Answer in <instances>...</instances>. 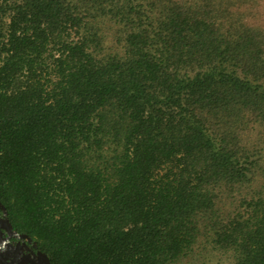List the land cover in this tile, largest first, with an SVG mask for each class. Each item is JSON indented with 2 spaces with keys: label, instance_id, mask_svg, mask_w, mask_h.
Listing matches in <instances>:
<instances>
[{
  "label": "trees",
  "instance_id": "trees-1",
  "mask_svg": "<svg viewBox=\"0 0 264 264\" xmlns=\"http://www.w3.org/2000/svg\"><path fill=\"white\" fill-rule=\"evenodd\" d=\"M0 202L50 264H264V0H0Z\"/></svg>",
  "mask_w": 264,
  "mask_h": 264
},
{
  "label": "flooded vegetation",
  "instance_id": "flooded-vegetation-1",
  "mask_svg": "<svg viewBox=\"0 0 264 264\" xmlns=\"http://www.w3.org/2000/svg\"><path fill=\"white\" fill-rule=\"evenodd\" d=\"M4 219H7L6 214H3L0 208V241L5 240V247L3 250H7L9 255H7L5 261L20 260L22 264H32L36 261V252L38 248L33 245V241H27L26 239L17 237L14 235L13 231H16L11 225L10 232L5 228ZM17 232V231H16ZM19 233V232H17Z\"/></svg>",
  "mask_w": 264,
  "mask_h": 264
},
{
  "label": "rangeland",
  "instance_id": "rangeland-1",
  "mask_svg": "<svg viewBox=\"0 0 264 264\" xmlns=\"http://www.w3.org/2000/svg\"><path fill=\"white\" fill-rule=\"evenodd\" d=\"M179 264H231V260L227 254L213 249L209 243L200 238L192 253Z\"/></svg>",
  "mask_w": 264,
  "mask_h": 264
},
{
  "label": "water",
  "instance_id": "water-1",
  "mask_svg": "<svg viewBox=\"0 0 264 264\" xmlns=\"http://www.w3.org/2000/svg\"><path fill=\"white\" fill-rule=\"evenodd\" d=\"M0 208L2 209L3 214H6V210L4 205L0 202ZM5 223V228L10 232L11 230V224L8 221V219H4L3 221ZM14 235L23 239H26L27 241H31V238L26 233H17L16 231H13ZM6 243L5 240L0 241V264H22L20 260H11V261H5L7 255H9V252L7 250H3V247H5ZM33 245L36 246V242L33 241ZM36 261L32 264H50L49 258L46 255L45 252L41 250H37L36 252Z\"/></svg>",
  "mask_w": 264,
  "mask_h": 264
}]
</instances>
